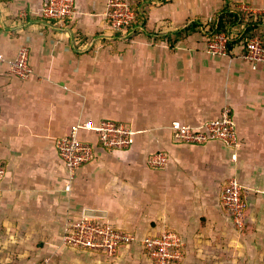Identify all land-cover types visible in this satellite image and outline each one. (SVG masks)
Masks as SVG:
<instances>
[{
  "label": "crops",
  "instance_id": "crops-1",
  "mask_svg": "<svg viewBox=\"0 0 264 264\" xmlns=\"http://www.w3.org/2000/svg\"><path fill=\"white\" fill-rule=\"evenodd\" d=\"M44 1L0 0V264H75L81 254L151 264L137 245L110 262L62 244L65 223L83 217L138 237L173 231L182 241L178 264L263 260L264 67L242 60L239 42L226 55L208 53L207 42L224 14L236 16L230 41L251 27L264 37V0H127L135 20L116 32L109 0H75L61 23L42 19ZM22 46L28 80L8 72ZM223 108L235 125L232 147L174 141L172 122L198 127ZM103 120L128 125L132 146L96 147L70 180L56 140ZM79 137L96 143L90 131ZM156 152L167 155L162 169L146 164ZM230 178L245 204L241 232L220 201Z\"/></svg>",
  "mask_w": 264,
  "mask_h": 264
},
{
  "label": "built area",
  "instance_id": "built-area-1",
  "mask_svg": "<svg viewBox=\"0 0 264 264\" xmlns=\"http://www.w3.org/2000/svg\"><path fill=\"white\" fill-rule=\"evenodd\" d=\"M75 0H45L41 17L48 23H61L72 17ZM244 12H252L247 8ZM135 12L127 0H109L106 18L110 30H126L135 20ZM230 36L218 33L208 39L207 52L211 55H226ZM240 58L252 65L264 67V44L259 37L248 41L240 40ZM28 48L18 49L14 59L7 61L8 72L20 80H28L32 76V69L28 63ZM0 60L4 58L0 56ZM87 130L95 136V144L80 139L79 131ZM172 137L178 144L204 145L218 141L232 147L236 144L235 125L228 108H223L217 119L207 121L198 127L181 124L174 121L170 125ZM133 132L124 123L103 120L97 125L79 123L70 127L69 133L55 142L57 155L64 165L69 179L82 166L93 159L94 149L100 147L105 150L123 151L132 146ZM167 155L156 152L151 155L146 164L151 169H162L167 164ZM5 169L0 165V181ZM69 189V184L66 186ZM241 186L236 178H230L220 195L222 207L228 212L231 224L237 231H243L244 201L241 196ZM61 242L65 246L83 252L100 254L106 258H113L122 247L137 245L146 252L151 264H178L182 258V241L173 231H163L158 235L138 237L135 233L114 228L97 217H83L76 221L65 223Z\"/></svg>",
  "mask_w": 264,
  "mask_h": 264
},
{
  "label": "trees",
  "instance_id": "trees-1",
  "mask_svg": "<svg viewBox=\"0 0 264 264\" xmlns=\"http://www.w3.org/2000/svg\"><path fill=\"white\" fill-rule=\"evenodd\" d=\"M135 15H136V13H135ZM250 20H252V19H250ZM250 20L248 21V24H250ZM234 21H236V16H234V15L224 14L223 16H221L219 18V21L216 23V26H214V27L212 26L213 28L211 29V31L208 34V39L209 40L212 39L213 36L215 34H218V33L227 34L228 33L227 32L228 31V25ZM248 29H249V27H248ZM253 37H259L264 44V37L262 36V33H257L256 29L253 27H251L250 30H247L245 32V34L240 38V40L248 41L249 39H251ZM240 40L236 39V40H234L235 42L229 41V43L227 45L228 51L231 49L233 44L240 42Z\"/></svg>",
  "mask_w": 264,
  "mask_h": 264
},
{
  "label": "rangeland",
  "instance_id": "rangeland-1",
  "mask_svg": "<svg viewBox=\"0 0 264 264\" xmlns=\"http://www.w3.org/2000/svg\"><path fill=\"white\" fill-rule=\"evenodd\" d=\"M116 255H115V257H116ZM81 256H84L86 258L78 259V262H76L75 264H144V263H141L138 260L137 261H130L129 258L128 259L125 258L126 259L125 260V259L121 258L122 256L120 257L121 260L119 259L117 263L116 262L115 263L97 262L95 259H93L91 257L88 258V256H86L85 254H81ZM131 259H132V257H131ZM111 260H114V258L113 259H110V262H111ZM64 264H66V263H64ZM204 264H206V263H204ZM245 264H264V259L261 260V261H257V262H252L251 260H248L247 263H245Z\"/></svg>",
  "mask_w": 264,
  "mask_h": 264
}]
</instances>
